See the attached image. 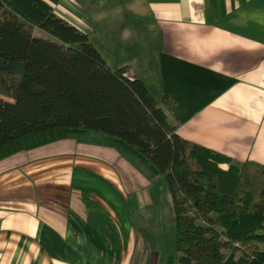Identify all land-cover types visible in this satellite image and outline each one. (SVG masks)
Segmentation results:
<instances>
[{"label": "crops", "instance_id": "1", "mask_svg": "<svg viewBox=\"0 0 264 264\" xmlns=\"http://www.w3.org/2000/svg\"><path fill=\"white\" fill-rule=\"evenodd\" d=\"M50 4L87 34L110 21L100 15L111 9L105 14L121 17L135 51L143 49V32L149 56L135 65L97 49L110 68L125 65L128 77L142 79L154 98H170L167 115L179 135L235 163L264 164V0ZM156 178L95 133L0 158V264H165L162 217L151 211L160 202L148 198Z\"/></svg>", "mask_w": 264, "mask_h": 264}, {"label": "trees", "instance_id": "2", "mask_svg": "<svg viewBox=\"0 0 264 264\" xmlns=\"http://www.w3.org/2000/svg\"><path fill=\"white\" fill-rule=\"evenodd\" d=\"M50 1L0 0V158L70 134L100 135L163 178L175 249L165 264H264V164L235 163L179 135L170 98H154L125 65L110 68Z\"/></svg>", "mask_w": 264, "mask_h": 264}, {"label": "rangeland", "instance_id": "3", "mask_svg": "<svg viewBox=\"0 0 264 264\" xmlns=\"http://www.w3.org/2000/svg\"><path fill=\"white\" fill-rule=\"evenodd\" d=\"M104 14H101L100 17L102 20L109 18L110 21L108 23L104 22L102 27L95 26V31L88 32V37L95 45L96 48H104L105 51H110L114 55L126 58L132 65H135L137 60L145 59L144 57L149 56V50L145 46V35L143 32H140V38L137 40H141L143 44V49L140 47H136V51L133 49L132 44L134 43L132 37L129 36L127 32L122 31V27H125L124 21L119 18H115L110 16V14H105L107 12H111V9L104 8L102 9ZM113 14V13H112ZM127 20H130L135 24V20L128 15L125 16ZM32 33L42 37H49L50 35L44 30L33 27ZM143 37V38H142ZM5 99H9L8 97L1 95ZM155 182L151 185V190L149 191L148 198L156 199V201L160 202L159 208H152L151 211H159L162 217V221L159 226L165 231L164 236V247L167 250L166 257L169 254H174V243H173V230H174V221H173V211H172V203L171 198L168 193L167 187L163 178L159 175H156ZM154 206V205H153ZM150 210V209H149ZM157 215V214H156ZM172 234V241H170V235Z\"/></svg>", "mask_w": 264, "mask_h": 264}]
</instances>
